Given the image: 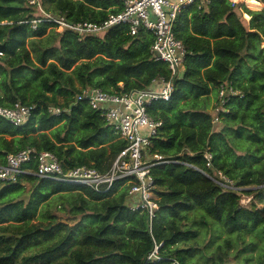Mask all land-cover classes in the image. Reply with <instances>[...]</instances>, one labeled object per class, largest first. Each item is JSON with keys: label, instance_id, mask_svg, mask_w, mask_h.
Returning a JSON list of instances; mask_svg holds the SVG:
<instances>
[{"label": "trees", "instance_id": "1", "mask_svg": "<svg viewBox=\"0 0 264 264\" xmlns=\"http://www.w3.org/2000/svg\"><path fill=\"white\" fill-rule=\"evenodd\" d=\"M40 1L45 11L69 22H98L122 9L115 0ZM39 17L28 0H0V22H9L0 24V105L34 106L20 125L0 117V165L30 146L52 152L64 170L86 166L105 173L126 142L99 110L75 97L91 88L110 94L151 89L159 79L170 81L172 91L168 100L146 108L161 121L148 151L180 162L150 168L158 209L149 226L146 210L129 208L123 180L98 193L36 176L32 158L16 182L0 183V264H234L241 253L249 264L255 250L258 264H264V209L241 203L242 194L264 202V8L230 0L182 7L173 32L185 54L175 75L155 59L152 35L143 28L132 36L118 25L80 38L43 22L33 29L31 20ZM220 85L235 93L226 95L213 123ZM212 87L216 99L210 106ZM49 106L61 112L51 113ZM217 171L235 189L209 177ZM52 198L58 211L69 213L68 221L41 210ZM47 217L52 220L43 221ZM190 222L210 228L218 222L228 235L206 256L213 239L200 246L199 229ZM246 232L256 235L246 242ZM233 239L240 247L231 256ZM155 245L159 259L148 260Z\"/></svg>", "mask_w": 264, "mask_h": 264}, {"label": "built area", "instance_id": "2", "mask_svg": "<svg viewBox=\"0 0 264 264\" xmlns=\"http://www.w3.org/2000/svg\"><path fill=\"white\" fill-rule=\"evenodd\" d=\"M115 1L122 3V9L109 13L102 21L69 22L63 15H54L45 11L40 0H28V3L36 6L41 13V17L31 20V27L35 29L40 22L48 23L57 32L71 30L80 38L87 34H101L118 25H126L132 36L143 28L152 35L149 50L154 54L155 59L166 62L172 75L177 74L185 50L174 35L173 23L181 8L196 0ZM230 1L237 3L234 0ZM244 15L248 18L246 14ZM0 24H9V22L3 21ZM159 83L161 86L159 90L144 89L110 94L99 88H91L83 90L75 97V102L86 100L92 109L99 110L118 138L126 142V146L117 154L105 173L86 166L64 170L52 152H36L33 147L28 146L7 155L6 163L0 165V183L16 182L21 174L27 173L23 165L32 158L36 159L38 164L34 172L36 176L86 186L98 193L109 192L116 182L123 180L121 187L128 186L129 208L146 210L150 226L155 211L158 209L153 195L154 185L150 168L161 163L180 162L165 160L161 155L150 154L148 151L150 139L161 126V121L153 120L147 114L146 108L154 100H168L172 91L170 81L159 79ZM228 93L235 92L231 88L227 89L225 85H220L218 90L220 103L213 112V123L218 122V112L223 109L222 105ZM33 109V105L18 102L10 107L0 105V117L14 125H20L30 119ZM48 111L59 114L61 109L49 106ZM205 158L207 159L206 166L211 167V155L207 153ZM203 173L209 176L206 172ZM214 176L209 177L217 184L235 189L232 182L221 171H217ZM158 247L159 245H155L153 251L147 256L148 260L159 259ZM171 264L182 263L172 260Z\"/></svg>", "mask_w": 264, "mask_h": 264}, {"label": "rangeland", "instance_id": "3", "mask_svg": "<svg viewBox=\"0 0 264 264\" xmlns=\"http://www.w3.org/2000/svg\"><path fill=\"white\" fill-rule=\"evenodd\" d=\"M237 3H241V4H245V6H247L250 9H261L264 8V4H261V6H253L251 2H248V0H234ZM258 2V1H257ZM246 20L247 17L244 15L243 16ZM209 101H210V106L211 104H213V102L216 99V89H214L212 87L211 92L209 94ZM210 106L208 107L207 110H210ZM212 112V110H211ZM25 186H28V183L25 184ZM252 199V195H246V194H242L241 196V203L244 206H249L251 204V202H253L254 204H256L257 208H261L264 209V202L263 203H257L256 200H251ZM58 205H57V200L56 198H52L51 201H49V203L47 205H44L43 208H41V210L47 209L49 211V214H52L53 216L56 217V221H62V222H66L69 220L70 215L67 212L64 211H58ZM40 218V217H39ZM41 220V219H40ZM52 220V218L47 217L46 220H43L45 222ZM195 220H199V215L195 216ZM191 226H195L199 229V235L197 237V242L200 246H203L205 243H207L209 240V238L213 239V242L211 244H209V246L204 250V254L206 256H208L212 251H214L215 246L217 245L218 242H222L223 238L228 235V233L225 231V229L222 227V225L220 223H212V227L210 228L207 225H202V227L198 226V223H189ZM252 235H256L255 232H246L243 235L244 240L247 242L250 240V237H252ZM233 248L230 250L231 252V256H233L236 251H238L239 249V245L236 244L235 240L233 239ZM260 245V241L258 246ZM198 262L200 264H205V261L202 260H198ZM234 264H247L244 262V254L241 253L239 255V257L233 261ZM249 264H258L257 261V251L255 250L252 253V261Z\"/></svg>", "mask_w": 264, "mask_h": 264}, {"label": "crops", "instance_id": "4", "mask_svg": "<svg viewBox=\"0 0 264 264\" xmlns=\"http://www.w3.org/2000/svg\"><path fill=\"white\" fill-rule=\"evenodd\" d=\"M255 1H256V0H255ZM248 18H249V17H248ZM248 18H247V20H248ZM160 87H161V86H160V83H159V81H157V82L153 83V85H152V87H151L150 90H159Z\"/></svg>", "mask_w": 264, "mask_h": 264}]
</instances>
